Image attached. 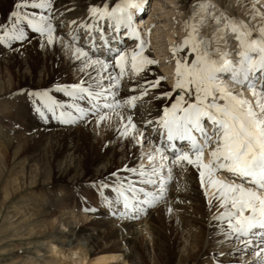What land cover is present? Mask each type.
Returning <instances> with one entry per match:
<instances>
[{"label":"snow or ice","instance_id":"snow-or-ice-1","mask_svg":"<svg viewBox=\"0 0 264 264\" xmlns=\"http://www.w3.org/2000/svg\"><path fill=\"white\" fill-rule=\"evenodd\" d=\"M54 3L55 0H18L7 21L0 23V45L27 41L26 29H30L45 37L47 45L60 43L79 64L82 79L56 88L71 98V103L59 102L47 90L37 91L30 93L39 99L36 111L45 120L46 113H50L64 125L84 122L89 116L96 117L99 125L110 120L111 113L121 122L117 129L121 138L142 146L149 139L146 131L133 115L124 117L117 110L135 109L137 102L150 89L158 88L164 78L144 81L139 96L117 99L129 64L133 75L138 76L157 61L144 55L143 40L137 45L139 50L130 54L109 47L116 36L106 35L101 26V21H107V28L114 34L125 29L129 36L139 38L133 10H143L142 0L91 6L89 19H73L69 32L61 34H57V27H63V23L57 24ZM214 8L211 0H196L190 5L186 35L171 49L177 57L175 82L171 91L161 95L171 100L173 92L178 90V94L158 120L141 121L145 129L156 125L152 129L157 134L152 137V147L140 156L147 163L113 172L114 183L102 181L100 187L115 193L114 199L105 198L113 216L136 219L166 199L177 171L183 176L191 167L198 173L206 196L208 188L215 189L213 198L223 211L213 221L224 239L235 241V251L252 256L246 264H264V23L237 21L223 13L215 15ZM256 16L264 18V13L253 5L252 19ZM209 19L214 31L211 37H205L201 29ZM65 35L68 41L63 39ZM229 37L235 40V48L229 46ZM103 48L116 52L109 58L113 63L93 58L96 50ZM109 69L119 72L113 74ZM66 107L70 110H64ZM121 171L128 175L122 176ZM221 173L232 179L219 178ZM208 203L212 205L213 201ZM172 211L169 207L168 212Z\"/></svg>","mask_w":264,"mask_h":264},{"label":"bare ground","instance_id":"bare-ground-1","mask_svg":"<svg viewBox=\"0 0 264 264\" xmlns=\"http://www.w3.org/2000/svg\"><path fill=\"white\" fill-rule=\"evenodd\" d=\"M178 1L184 3L183 0ZM253 1L260 3L263 0ZM117 2L119 0H55L57 24L63 23V27H57V34L69 32L73 19L78 21L89 19V7L101 6L104 3L114 6ZM144 2L145 0H142V12L138 11L136 14V10H133L134 20L141 21V23L147 22V27H150L152 31L151 36L155 39L154 43L157 44L160 42L159 29L164 26L157 25L161 22V17L157 12L161 7L158 5L163 6V4L168 5L169 3L175 5L178 2L177 0H156L152 11L148 12L149 20L148 16L144 18L145 16L142 14L146 9ZM211 3L220 9V0H211ZM259 7L264 13L263 6ZM236 9L239 14L243 15L242 8L236 6ZM171 10L170 15L172 16L175 11ZM221 13L229 17L231 16L229 14L234 12L226 9L219 14ZM243 17L240 20L245 22L264 23L260 19L253 20L252 17L250 19ZM185 18L180 23L181 25L185 26L188 16ZM234 19L237 18L234 17ZM107 23V21H101V26L105 27L106 25V34L109 32ZM77 31L81 30L77 29ZM143 31L146 32L147 29L145 28ZM213 31L214 25H210L202 29L201 35L211 37ZM185 35V28L178 32V36L182 39H178L177 44L182 42ZM172 37L168 34L167 41L172 40ZM63 39L68 41L69 37L65 35ZM228 39L229 46L235 48V40L231 37ZM121 40L125 45L119 51L129 54L133 50H139L137 45L141 40L145 41L144 55L157 61L151 53L153 44H150L149 39H145L143 35H140L138 39L121 38ZM81 43H83L82 39ZM174 45L172 43L168 47ZM215 46L213 43V47ZM0 51L3 50L0 48ZM101 51L103 52L102 56L100 55ZM115 55L116 52L112 55L103 48L96 50V55L93 58L106 59L109 60V63H113L114 61L109 58ZM171 55L175 57L173 53ZM183 56V52L179 54V58L182 59ZM191 59L192 57H189V60ZM175 60L167 61L170 69L175 67ZM37 61L40 64L36 69L37 66L33 68V65ZM0 65L11 66L14 70L12 72L13 83L8 82L3 85L0 83V94L3 93V95L14 89L17 95L28 99L32 95L27 96L23 92L31 90L33 93L32 91H39L41 90L39 88L42 87L50 91L51 95L56 96L61 103L68 105L71 103V98L56 91L55 88L70 86L82 79L81 73L78 71V62L71 57L66 48L62 47L60 43L55 46L47 45L45 37L34 36L32 33H29L27 41L13 45L11 53L0 52ZM156 67V63L148 65L137 76L133 75L129 64L116 98L123 100L132 95L139 96L143 91L141 85L144 81L157 79L155 76ZM109 71L116 74L119 69H109ZM169 87L160 83L158 88L150 89L148 95L137 102L135 109L117 110L124 117L133 115L138 126L146 131L149 139L142 146H138L131 139L121 138L117 131L121 122L116 115L111 113L109 114L111 119L99 125H97V118L94 116H89L84 122L64 125L52 118L50 113H46L47 120L34 122L25 110L23 103L19 102L14 106L11 113L18 117V119L15 117L17 130L27 132L28 135L24 143L27 146H33L35 150L41 147L44 149L41 148L33 159L40 162L35 174H38L39 179L34 176L23 177L18 174L13 178L11 174L8 178L3 179L1 165L7 155L11 156L13 160L17 158L21 142L18 141L20 136L18 133L13 138L10 136L8 138L5 134L0 135V222L5 223V227L15 226L16 238L12 240H25L29 247L37 248L38 252L42 250L38 247H44L45 253H41L39 260L32 261L33 264H115L119 260H121L119 264H139V262H143V252L149 254L151 264H246L252 260V256L245 252L235 251V241L229 242L224 239L219 227L213 221V217L223 211L213 198L215 189L208 188L206 196L205 189L200 186L198 173L191 167L188 168L186 175L182 176L179 171L175 173L176 179L170 185L166 199L155 207L148 208L146 213L139 214L142 218L139 226H133L132 221L127 218L113 216L111 211L104 213L95 210L93 204L96 203V200L89 191L85 192L84 190L81 196L75 195L78 186L82 182L90 180L98 185L104 199L115 198V193L110 188H101L100 183L102 181L114 183V179L111 178L113 172L122 170L125 166H138L135 165V160L140 159L142 152L150 150L152 137L157 135L152 131L156 125L148 126L145 129L141 121L148 119L156 121L163 115V109L170 106L172 100L175 99L174 95L171 100L162 97V93L171 91ZM34 99L31 101H36V97ZM37 100L39 101L38 98ZM64 110L70 109L66 107ZM91 120L94 121L93 128H90ZM92 152L93 156H91ZM32 154L34 155L33 152ZM141 162L146 164L147 160H140ZM120 174L128 175L123 171ZM42 176H45L43 181L40 179ZM45 178H48V181H45ZM219 178L232 179L227 173H221ZM42 185L46 187L44 191H42ZM177 185H179V189ZM58 190H64L63 195H60ZM106 190H109L111 195L106 193ZM210 199L213 201L212 205L208 203ZM70 200L74 203L77 212L80 213V215L78 214L80 217L75 216L76 214L74 216L67 214L68 209L73 211L72 205L69 203ZM2 207H4V214L1 213ZM169 207L173 209L171 213L168 212ZM86 212L95 215L88 220L89 214L81 216V213ZM48 218L51 220L47 221ZM80 220L82 223L79 224ZM57 224L64 227L57 228ZM101 240H105L107 244L100 245ZM0 249V254L6 250L1 246ZM7 251L10 252V250ZM15 262L18 261L8 264Z\"/></svg>","mask_w":264,"mask_h":264},{"label":"rangeland","instance_id":"rangeland-1","mask_svg":"<svg viewBox=\"0 0 264 264\" xmlns=\"http://www.w3.org/2000/svg\"><path fill=\"white\" fill-rule=\"evenodd\" d=\"M183 1H184V3L183 2L179 3L180 1L177 0L178 3L175 5L169 3L168 5H170V6L164 5V4H163V6L158 5V7H161V9H159L157 11L161 17L160 18L161 22H159L157 25L161 24V26L162 25H164V26H162L159 29L160 42L159 43L157 42V44H156V43H154V41L153 42L150 41L151 42L150 44H153V45H151V47L153 48L151 50V53H152L153 57L155 59H157V61H158L156 63L157 67L155 68V73H156L155 76H157L156 77L157 79L159 78V75H160V77H163L164 79H161L160 83L165 85V86H168V87L170 85L169 89H171V90H172L173 84L175 82V67L170 69V67L167 64V61L174 60L177 57L176 56L172 57V55H171L172 54V51H171L172 47H168V46L172 45V43H173V45L174 44L176 45L178 39H182L178 36V32L180 30L184 29L185 26L181 25L180 23H182L184 21V19H186L185 17H187V16L189 17V14L191 11L190 5L196 2V0H187V1L183 0ZM16 2H18V0H0V23L7 21V18L9 16L10 12L13 10L14 3H16ZM155 2H156V0H145L144 3L146 6V11L144 10V14L152 11V8L154 7ZM220 2H221L220 9L215 7L212 10V11H214L215 15H220L219 14L220 12H222V11L224 12L226 9H229V10L234 12L232 14H229V15H231L229 17L230 18L236 17L237 19H235V20H237V21L240 20L241 18H244L243 16H245L246 19H250V17H252V6L253 5H255L256 8L261 13H263V12H262V10H260L259 6H263V9H264V0L260 1V3H258L259 1L254 2L253 0H220ZM236 6H239L240 8H242L241 13H243V15L239 14L236 11L237 10ZM170 8L175 11V14L172 16L170 15V10H171ZM216 11H217V13H216ZM255 19H257V20L260 19V20L264 21V18H262L261 16H256ZM210 25H213V21L211 19L208 20V23L206 25H204L203 28L208 27ZM166 26H167V28H166ZM202 29H201V32H202ZM26 31L29 33H32L30 29H26ZM32 34H34V36H36V35L40 36L39 34H35V33H32ZM168 34L173 36L172 37L173 39L170 41H167V38H166V36ZM19 43H20L19 41H16V42H13L11 46H8L7 44L0 45L1 50H3L0 52H10L11 53L12 46L15 44L18 45ZM232 44H231V46H232ZM39 64H40V62L37 61L36 63H34L33 68H34V66H37L36 69L39 68L38 67ZM171 66H173V65H171ZM13 71L14 70L11 66L7 67L5 65H0V83L2 85L6 84L8 82H12V83L14 82V79L12 76ZM39 89H41L39 91L47 90V89H43L42 87H40ZM32 92H37V91H32ZM23 93L27 94V96H28L31 93V90H27V92H23ZM176 93H178V90H177V92L173 93L174 97H176V95H177ZM4 94L5 95H3V93L0 94V135L2 136L5 134L8 138H9V136L13 138L14 135L18 133L20 135L18 137L19 138L18 141L21 142V148H20V150L18 152L19 154L15 160H13L12 157L8 156V155L5 157L4 163L1 165V168L3 170V179L8 178L9 175H11V174H12V178L15 177L17 174L20 176H23V177L24 176H29V177L34 176L36 178V177H38V174L37 175H35V174L37 171L38 164L40 162L36 159L34 161L33 159L40 152V149L41 148L44 149V148L41 147L38 150H35V148H33V146H30V145L27 146V144L24 143V140L28 136L27 132H22L20 130H17L18 127H17L16 120L18 119V117L14 116L13 113H11V112H13L14 106L17 103L21 102V104L22 103L24 104V108L27 111L28 115L31 117L32 121H34V122L36 120L37 121H41V120L44 121V119L36 111V108L39 106V101L37 100V97H36V101H31V99L35 98L34 96H31L32 98L30 97L28 99L26 97H20L19 95L16 94V91L14 89H11L10 91L5 92ZM15 94H16V96H15ZM49 94L51 95V93H49ZM53 97L55 99H57L56 96H53ZM23 99H24V101H23ZM14 100H15V102H14ZM93 123H94V121L91 120L90 121L91 127L89 126L90 128H93V126H92ZM14 140L16 141V139H13V141ZM143 150H146V148H143ZM32 152L34 153V155L32 154ZM91 156H93V152L91 153ZM139 163H140V159L135 160V165L136 164L138 165ZM41 175H44V174L41 173ZM228 176H230V175L228 174ZM44 177L45 176H42L40 179L43 181ZM38 179H39V177H38ZM45 181H48V178H45ZM45 188L46 187L43 186L42 191H44ZM84 190H85V192L89 191L91 193V195L94 196L96 203L93 204V206H94L93 208L95 210H98V211H101L104 213H109L111 211V209L106 206L105 199L101 193L100 188H98V185L94 184V182H91L90 180H88L86 182H82L78 186L77 190L75 191V195L81 196ZM58 193L60 195H63L64 190H58ZM106 193L111 195L109 190H106ZM0 199H1V194H0ZM69 203H71L73 211L68 209L67 214L69 216H74L75 214H76L75 216H78V214L80 215V213H78L77 210L75 209L76 207L74 206V203L72 202V200H70ZM8 205H9V203H8ZM3 209H4V207H2L1 213H3ZM84 214L85 215L89 214L91 216V217L89 216L88 220H90V218H92L95 215V214H90V212H86V213H81V216L82 215L84 216ZM78 217H80V216H78ZM127 219L132 221L131 224L133 226L134 225L139 226L141 224L142 218L139 215L138 218H136V219H132V218H127ZM49 220H51V219L48 218L47 221H49ZM8 223H10V225H11V222L9 220H8ZM80 223H82V220L79 221V224ZM61 226H62L61 224H57V228H61ZM63 227L64 226H62V228ZM14 230H15L14 225L5 227V223L0 222V246L2 247V249L6 248L4 253L0 254V264H8V263H11L12 261H18V262H15L14 264H25V263L26 264H33L32 261L39 260L40 255L45 253L44 247H42V248L38 247V249L39 248H40V250L42 249L41 251L38 252L37 248L29 247L26 244L27 242L25 240H19V239L12 240V239L16 238ZM94 232L96 233V231H94ZM123 233H125V232L123 231ZM99 244L100 245H106L107 243L105 240H101L99 242ZM7 250H10V252H8ZM0 253H1V251H0ZM142 256H143V262L138 261L139 264L140 263L141 264H151L149 262V254L147 252H143ZM120 262H121V260H119L116 263L119 264Z\"/></svg>","mask_w":264,"mask_h":264}]
</instances>
